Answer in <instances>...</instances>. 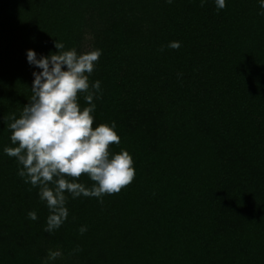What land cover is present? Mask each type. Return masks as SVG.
Here are the masks:
<instances>
[{"label": "trees", "instance_id": "1", "mask_svg": "<svg viewBox=\"0 0 264 264\" xmlns=\"http://www.w3.org/2000/svg\"><path fill=\"white\" fill-rule=\"evenodd\" d=\"M225 4L0 0V264H264V8ZM57 41L101 51L93 127L115 123L110 155L128 151L135 177L102 198L65 193L50 233L39 187L4 149L42 71L27 51L40 59Z\"/></svg>", "mask_w": 264, "mask_h": 264}, {"label": "clouds", "instance_id": "2", "mask_svg": "<svg viewBox=\"0 0 264 264\" xmlns=\"http://www.w3.org/2000/svg\"><path fill=\"white\" fill-rule=\"evenodd\" d=\"M203 3L201 0V6ZM216 5L224 9L225 0H216ZM261 7L264 8V0ZM180 46L179 41L168 45L172 49ZM55 48L58 51L40 59L34 50L27 51L28 62L42 71L33 73L32 96L19 118L15 113L7 118L11 121L8 128L15 146L4 149L23 166L18 175L26 183L39 187L40 198L46 201L50 213L45 228L50 233L68 217L65 193H70L72 198L81 195L102 198L105 194L118 193L135 177L128 151L110 155V146L120 143L115 123L93 127V99L100 90V81L91 85L94 91L90 90L89 75L101 51L78 54L74 48L65 50V45L58 41ZM80 93L86 94L88 105L82 110L78 104ZM82 175L94 182L91 188L78 182ZM28 216L37 219L35 211ZM79 231L83 234L87 228L82 226ZM60 255L59 251H50L49 259L55 260Z\"/></svg>", "mask_w": 264, "mask_h": 264}]
</instances>
